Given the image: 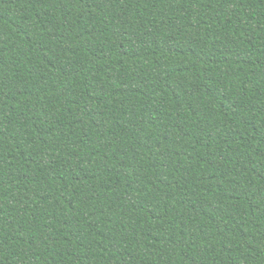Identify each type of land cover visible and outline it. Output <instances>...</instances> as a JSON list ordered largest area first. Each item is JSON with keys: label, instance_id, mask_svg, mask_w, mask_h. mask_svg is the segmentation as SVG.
<instances>
[{"label": "trees", "instance_id": "trees-1", "mask_svg": "<svg viewBox=\"0 0 264 264\" xmlns=\"http://www.w3.org/2000/svg\"><path fill=\"white\" fill-rule=\"evenodd\" d=\"M0 264H264V0H0Z\"/></svg>", "mask_w": 264, "mask_h": 264}]
</instances>
